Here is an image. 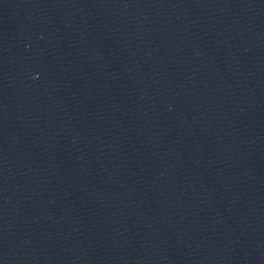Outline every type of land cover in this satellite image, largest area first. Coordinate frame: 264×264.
<instances>
[{
    "label": "water",
    "instance_id": "obj_1",
    "mask_svg": "<svg viewBox=\"0 0 264 264\" xmlns=\"http://www.w3.org/2000/svg\"><path fill=\"white\" fill-rule=\"evenodd\" d=\"M0 264H264V0H0Z\"/></svg>",
    "mask_w": 264,
    "mask_h": 264
}]
</instances>
